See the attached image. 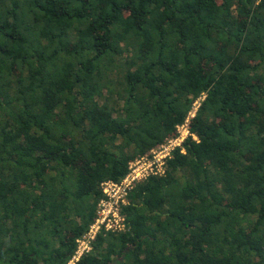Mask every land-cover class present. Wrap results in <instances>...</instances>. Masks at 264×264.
I'll use <instances>...</instances> for the list:
<instances>
[{
	"label": "trees",
	"instance_id": "1",
	"mask_svg": "<svg viewBox=\"0 0 264 264\" xmlns=\"http://www.w3.org/2000/svg\"><path fill=\"white\" fill-rule=\"evenodd\" d=\"M197 99L75 264H264V0H0V264H66Z\"/></svg>",
	"mask_w": 264,
	"mask_h": 264
},
{
	"label": "built area",
	"instance_id": "2",
	"mask_svg": "<svg viewBox=\"0 0 264 264\" xmlns=\"http://www.w3.org/2000/svg\"><path fill=\"white\" fill-rule=\"evenodd\" d=\"M203 99V97H201ZM200 99L193 102L191 109L182 123L176 125V134L167 138L158 147L151 149L148 155L140 156L129 162L127 173L119 181L105 180L100 184V198L96 216L88 230L76 239V248L66 264H75L82 254L91 250L92 242L102 231H122L125 228L124 217L120 213L121 204L127 203V194L133 186L152 175H163L167 159L171 158L176 148H181L188 138L198 141L190 130L191 119L195 116Z\"/></svg>",
	"mask_w": 264,
	"mask_h": 264
}]
</instances>
